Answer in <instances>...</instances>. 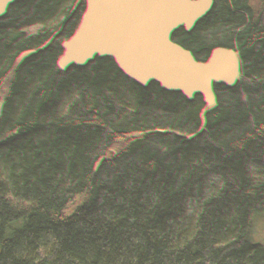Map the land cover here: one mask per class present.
I'll list each match as a JSON object with an SVG mask.
<instances>
[{"label":"trees","instance_id":"obj_1","mask_svg":"<svg viewBox=\"0 0 264 264\" xmlns=\"http://www.w3.org/2000/svg\"><path fill=\"white\" fill-rule=\"evenodd\" d=\"M91 2L0 0V166L55 180L79 224L75 264H213V212L246 171L264 173L262 74L223 37L199 40L180 61L148 47L125 114L82 143L86 117L47 110L34 86L49 64L41 52L66 44L67 59L102 56L76 29ZM65 227L37 184L0 180V264H62Z\"/></svg>","mask_w":264,"mask_h":264},{"label":"rangeland","instance_id":"obj_2","mask_svg":"<svg viewBox=\"0 0 264 264\" xmlns=\"http://www.w3.org/2000/svg\"><path fill=\"white\" fill-rule=\"evenodd\" d=\"M91 1L93 14L88 12L85 21L79 18L76 29L87 28L88 41L102 43V56L97 58L88 53L80 61L77 56L70 58L69 53L67 59V49H63L66 44H62L60 50L41 52L47 54L49 64H45V71L39 73L40 80L34 86L35 98L40 97L47 110L69 105L86 117L88 124L82 143L98 127L125 114L124 103L131 96L126 87H131L136 63L148 47L159 52L158 55L178 61L196 42L208 37H223L246 48L255 68L262 74L259 110L260 114L264 112V0ZM79 6L76 8L83 16V5ZM59 12L61 10H57L56 15ZM36 109L41 110L40 105L36 104ZM19 177L37 184L51 211L63 221L66 257L62 264H75L79 257V224L58 192L55 180L45 183L24 175L17 167L0 166V180L16 181ZM242 177L235 193L224 197L226 209L221 206L218 212H213L212 225L220 228L219 234L212 232L219 245L211 253L214 254L213 264L218 261L253 264L264 250V236L257 241L259 225H264V195L257 194L264 173L248 170ZM260 260L264 263V252Z\"/></svg>","mask_w":264,"mask_h":264}]
</instances>
